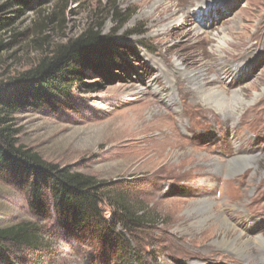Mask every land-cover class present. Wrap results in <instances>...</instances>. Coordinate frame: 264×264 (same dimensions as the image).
<instances>
[{
	"label": "rangeland",
	"instance_id": "obj_1",
	"mask_svg": "<svg viewBox=\"0 0 264 264\" xmlns=\"http://www.w3.org/2000/svg\"><path fill=\"white\" fill-rule=\"evenodd\" d=\"M112 6L133 14L128 23L115 22ZM149 7L140 0H0L1 87L95 27L125 52L99 61L97 71L85 68L88 85L70 100L16 113L18 142L105 183L107 220L118 196L152 219L131 237L140 256L133 264L264 259L256 238L264 236V0H180L181 11L156 28L143 16ZM178 62L226 90L227 117L214 105L188 104L197 87ZM50 205L38 219L24 189L0 176V227L36 223L42 239L32 248L9 246L1 264H120L109 248L67 229Z\"/></svg>",
	"mask_w": 264,
	"mask_h": 264
},
{
	"label": "trees",
	"instance_id": "obj_2",
	"mask_svg": "<svg viewBox=\"0 0 264 264\" xmlns=\"http://www.w3.org/2000/svg\"><path fill=\"white\" fill-rule=\"evenodd\" d=\"M110 9L115 22L122 26L133 15L115 6ZM113 46V36L102 35L97 27L89 29L42 58L7 87L0 85V176L24 189L29 208L38 219L49 216L52 202L58 219L72 233L109 248L120 264H133L140 256L131 237L152 219L118 196L113 200L114 217L107 220L103 204L110 196L105 183L46 161L19 144L14 127V115L21 110L70 100L75 88L88 85L85 68L97 71L99 61L125 53L116 52ZM37 231L36 223L0 227V260H8L9 246H38L42 239Z\"/></svg>",
	"mask_w": 264,
	"mask_h": 264
},
{
	"label": "bare ground",
	"instance_id": "obj_3",
	"mask_svg": "<svg viewBox=\"0 0 264 264\" xmlns=\"http://www.w3.org/2000/svg\"><path fill=\"white\" fill-rule=\"evenodd\" d=\"M140 1L145 6H150L148 8V10H146V12L144 13L143 16H145L146 18L151 20V23H152L151 28L164 26L167 21L172 20L174 15H176L179 11H181L180 0H140ZM183 19L186 21L187 16H184ZM162 30H164V32H163L164 35H168V34L172 33V29H170L168 27L167 28L164 27ZM175 65L178 67V72L181 75L185 74V75L189 76L190 83H193L194 86L197 87L195 89V91H190L191 93H193L195 95L194 99H196L195 101H192V100L189 101L188 104H190L191 107H195L196 103H204V105L207 107V111H208V110H210V107H212L214 105L213 107L219 108V110H221V112L224 114L225 117H227L229 115V112L227 110H230L229 108L232 107L231 106V104H232L231 100L232 99L228 96L225 89H222L221 87L217 86L216 83L213 81H212L213 83H211V87H210L209 83L205 82L203 78L200 79V78L194 77V74L191 75L193 71H189L186 67H184L182 65V63L178 62ZM176 66H175V68H176ZM202 73H203V70H202ZM177 92L178 91H176L172 87V94H171V97L169 99V103L173 106H175L177 103L175 100V94ZM235 96H237V103L241 102L244 99L238 90L235 91ZM225 111H227V112H225ZM248 158L252 159V157H248ZM242 159L243 158L238 157L235 160H233L232 163L229 164L230 169H232L231 165H232V167H237L239 165V162L243 161ZM216 164L219 165V162H216ZM212 212H214V211H212ZM220 218L222 219V222H224V224L226 226H228L230 228H235L236 225H234L233 222L229 219V217H227L223 213H220ZM239 236L242 238L243 231L239 232ZM256 238L262 242L264 241V236L262 234H259ZM252 240H253V237H247V239L243 240V243L249 244L252 242ZM237 251H238L237 253H239L241 255H244V256L246 255V252L243 251L242 248H239ZM248 264H264V259H262V258L257 259L254 263L248 262Z\"/></svg>",
	"mask_w": 264,
	"mask_h": 264
}]
</instances>
